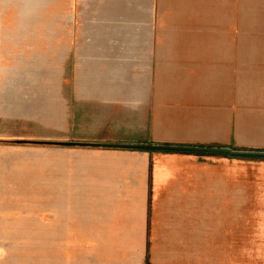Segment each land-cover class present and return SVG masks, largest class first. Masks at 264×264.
I'll use <instances>...</instances> for the list:
<instances>
[{"label": "crops", "instance_id": "1", "mask_svg": "<svg viewBox=\"0 0 264 264\" xmlns=\"http://www.w3.org/2000/svg\"><path fill=\"white\" fill-rule=\"evenodd\" d=\"M205 1L0 0V206H51V264H235L264 227V157L149 148L264 153V0Z\"/></svg>", "mask_w": 264, "mask_h": 264}, {"label": "rangeland", "instance_id": "2", "mask_svg": "<svg viewBox=\"0 0 264 264\" xmlns=\"http://www.w3.org/2000/svg\"><path fill=\"white\" fill-rule=\"evenodd\" d=\"M211 1H205L206 26H211ZM238 209L243 212L244 206ZM252 209L257 220L261 206ZM50 222L51 206H0V264H51V244L43 237V229L45 235L48 230L43 225ZM260 230L264 232V227L238 225L235 264H264V235ZM211 255L212 250L207 247L206 264H218Z\"/></svg>", "mask_w": 264, "mask_h": 264}, {"label": "water", "instance_id": "3", "mask_svg": "<svg viewBox=\"0 0 264 264\" xmlns=\"http://www.w3.org/2000/svg\"><path fill=\"white\" fill-rule=\"evenodd\" d=\"M151 149H160V150H176V151H195V152H203V153H225L231 156H258L264 157V153H256V152H244L240 150H230L228 148H209V147H149Z\"/></svg>", "mask_w": 264, "mask_h": 264}]
</instances>
